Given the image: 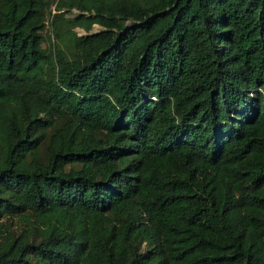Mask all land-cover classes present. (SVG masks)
<instances>
[{"label":"trees","instance_id":"1","mask_svg":"<svg viewBox=\"0 0 264 264\" xmlns=\"http://www.w3.org/2000/svg\"><path fill=\"white\" fill-rule=\"evenodd\" d=\"M0 264H264V0H0Z\"/></svg>","mask_w":264,"mask_h":264},{"label":"rangeland","instance_id":"2","mask_svg":"<svg viewBox=\"0 0 264 264\" xmlns=\"http://www.w3.org/2000/svg\"><path fill=\"white\" fill-rule=\"evenodd\" d=\"M54 6H52V8H51V10H52V13L54 12ZM64 10H62L61 12H63ZM65 12V17L66 18H72L75 14H77V10L76 9H72V11L71 12H67V11H64ZM50 20H51V16L49 15V18H47V22H46V28H45V30L43 31V34H44V36H45V41L44 42H42V46L43 47H49V45L50 46H52L51 45V42H53L54 40V35H53V33H52V31H51V26L49 25L50 24ZM99 29V26L98 25H94L93 26V29H92V31H96V30H98ZM75 31L79 34V35H81V34H84L85 33V31H84V29H82L81 27H76L75 28Z\"/></svg>","mask_w":264,"mask_h":264}]
</instances>
